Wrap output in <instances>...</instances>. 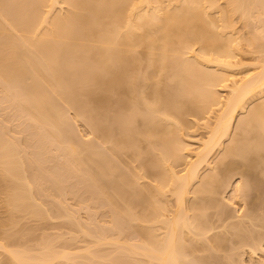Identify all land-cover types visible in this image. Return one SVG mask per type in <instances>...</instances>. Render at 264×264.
I'll list each match as a JSON object with an SVG mask.
<instances>
[{"label": "bare ground", "instance_id": "6f19581e", "mask_svg": "<svg viewBox=\"0 0 264 264\" xmlns=\"http://www.w3.org/2000/svg\"><path fill=\"white\" fill-rule=\"evenodd\" d=\"M224 1L227 12L224 10L222 15L226 12L224 16L228 18L223 20L221 16L223 23L219 25V18L212 13L218 9L216 0H0V86H4L5 93L10 91V95L6 94L9 100L12 98L11 103L14 100L16 106L20 104L18 108L25 113L21 108L20 111L38 124V130L41 128L42 132H38L42 133L44 147L61 153L64 162L67 155L65 163L73 166L71 171L78 170V177L92 183L87 184L89 187H96L93 190L109 198L114 210L121 208L120 218L134 216L133 206L134 211L142 213L133 220L128 218L138 223L135 226L140 225L136 238L133 235L135 240L129 237L125 244L121 242L123 245L116 242L123 246L119 245L118 255L126 258V264H210L207 256L215 252L213 249L225 250L227 244L218 236L220 231L214 235L212 231L217 226L221 229L220 223L226 227L227 220L235 217L231 218L218 197L224 188H231V174L237 171L250 185L243 182L232 190L240 195L246 191L250 200L254 198L251 204H245L251 206L248 214L242 215L250 220L251 230H245L250 223L243 224V217L239 224L228 221L233 224L230 229H234L241 245L252 251L263 248L264 202L260 201H264V58L255 72L236 79L241 61L230 19L237 13L249 19L251 13L260 10L262 16L256 12L259 18L256 17L264 20V0ZM220 90L229 91L227 99L220 96ZM221 105L214 123L207 124V139L197 149H191L189 139L193 137L188 131L193 123L189 119L199 121ZM72 110L78 117H73L75 121L66 117ZM241 114L244 117L235 127L238 131L232 135ZM66 118L68 122L72 119L73 125L75 122L74 130ZM77 119L89 124L86 125L95 137L92 145L91 141L78 139L81 135L75 132ZM67 124L71 128H66ZM73 132L79 136L76 140L71 138L75 137ZM6 137L0 132V194L5 195L8 205L7 218L16 221L24 215L23 218L42 219L48 214L47 201L44 202L50 192L45 187L44 202L36 196L41 193L37 191H42L37 190L40 179L36 176L62 184L63 173L52 174L59 179L50 178L46 167L42 171H47L46 178L36 171L29 173L35 169L32 165L38 166L37 170L42 167L41 159V165L35 158L38 164H33V154L24 150L27 156L24 153L22 157L16 143ZM227 140L230 143L225 145ZM44 147L40 150L47 153ZM217 149H221L220 159L210 162ZM183 165L185 170L178 172L176 169ZM204 165L210 173L201 175ZM59 184L57 187L62 188ZM58 188L56 196L64 193ZM51 193L54 195V191ZM167 193L174 201L168 203L170 206H166L172 202L166 198ZM94 194L92 199L100 197ZM139 207H143L142 211ZM210 208L220 221L216 216L218 221L208 217ZM8 227H0L6 228L5 234L0 232V240L5 236L0 242L7 237L6 245L5 241L0 243V264H51L60 257L70 261L72 254L80 255L81 250H52L56 249L52 243L50 247L47 244L48 249L37 248L40 252L27 244L19 250L20 241H16L15 233L10 235ZM9 236L15 239L9 241ZM97 239L96 246H102L104 238L101 242ZM13 241L19 245H12ZM96 246L82 250L84 260H89L86 264L90 258L91 262L114 260L115 256L107 260L96 253ZM202 253L207 254L205 258Z\"/></svg>", "mask_w": 264, "mask_h": 264}, {"label": "rangeland", "instance_id": "374dc122", "mask_svg": "<svg viewBox=\"0 0 264 264\" xmlns=\"http://www.w3.org/2000/svg\"><path fill=\"white\" fill-rule=\"evenodd\" d=\"M200 1H203V0H200ZM216 1H217L216 2L217 5L219 7L217 6L218 9H214L212 11V13L215 15V17L214 16L213 17L219 18V20H220L221 16H222V19L226 18V17L228 18V16H224V15H228L226 13L227 10H225V9H227L226 1H224V0H216ZM225 3H226V5H225ZM59 7L60 6L58 5L57 8H59ZM224 7H225V9H224ZM64 8L66 9L65 6L61 7V9L63 10L62 12H65ZM224 10L226 12L224 13V15H222L223 14L222 12ZM254 12H255L254 14H256V15L251 13L249 19L248 18L243 19L244 17L242 18L241 17L242 15L239 13L234 14V16L231 17L232 19H230V20H232V22L228 19L231 23H233L232 28L234 30L232 31V33L234 34V38H236V37L238 38V42L236 44H234L238 48L237 49L238 50L237 52L239 54L238 59L241 61L240 66L237 69V74H239L236 77L237 80H241L244 77H246L247 75L255 72L256 69L258 68V66H260L261 60L264 58V48H263V46H264V20L258 19L259 17L257 16L258 15L257 13H260L261 12L260 10L258 12L257 11H254ZM261 13H260V15L262 16L263 13L262 14ZM219 20H218V24L222 25V23H223L222 21L224 19L222 21L221 20L219 21ZM220 22H222V23H220ZM237 38H236V41H237ZM196 48H198V47H196ZM1 86H0V130H1L0 132L2 133V135L3 136L6 135L8 138L13 140L14 144L16 143L15 146L18 147V148L17 147L16 148L18 149L17 151H20L18 153H21L20 154L21 156L24 153L26 154V152L27 153L31 152V154H33L32 155L33 156V158H32L33 164H35L37 162L35 160H38L39 164L41 161L42 167L48 168L47 169L48 171L50 170L49 172H51V173H48V175L49 174L52 175L53 173H56L60 176L63 173V175L60 176V177H63V179H62L63 181L61 180L62 184L61 183L59 184L57 181L59 179V177L56 174H54V177L52 175V177H50V178H53V179L55 177L58 178L56 180L57 182H54L55 179L53 181L51 179H50L51 180L50 181L49 178H48V180H46L47 175L45 174V172H47V171H45L44 173L42 172L43 170H45V168L42 169V167H40L39 168L40 170L39 169L37 170L38 166L32 165V167H35L36 170L35 169L31 170V171L29 170V173L32 171H36L39 176H41L43 174L46 178V179H43L42 176H41V178H38V176H36V172H35L34 176L37 177V180L40 179L37 181L38 184H39V182H40V184L42 182L41 185H43V186H40V184H39L38 187H40V188H37V187L36 188H37V190L40 189L42 191H37V192L34 191V193L36 192V194H37L38 192H41L40 194H37V195L35 194V195L39 199L43 200V202H44V197H45V196L43 197V195L47 194L46 188H47V186L49 187L48 192H50L49 193L50 198H48L44 202V203H46V201H47V203L45 205H47V207H48V208L46 207L48 214H47V216L41 217L42 219L38 218L39 216L38 217L29 216L28 218L26 216L25 218H23L24 215L19 217V218L17 216L16 218H18V219L16 221H15V219L11 220L12 217L7 218L8 214H9L8 209H7L8 205L5 202V195H3L2 193L0 194V202H1L0 203V214H1L0 215V217H1L0 223H1V221L4 220L3 221L4 223H1V225L6 224L7 227L9 225L8 228L10 229L11 232L8 230L7 231L8 234L10 232V235H14V233H15L16 236H14V237H16V241L17 242H18V240L20 241V242H18V243H20V245L17 244V242L15 243L14 241L12 242L13 243L12 245H16V244H17L16 246L19 245L18 246L19 248L17 247V249H19V250L23 249L26 244L29 246L30 245L33 246V249L36 247V250H38L39 248H41L43 250V248L48 249V247H46V246H48L49 244L52 243L53 244L52 246H54L56 248V249H54L53 247L50 248L52 250H56V251L59 250L60 253H62V251H64V252L69 251V253L70 252L75 253V252H79V250H81V252H82V250L85 251L87 248L91 249L90 245L91 246L97 245V242L95 239L98 238L97 240L100 241L101 239L104 238L103 241L101 240L103 242V243H101L102 246L98 245V246L94 247L97 249V252L96 251L95 252L99 253V255L105 256L106 259L110 258L111 256H115L114 260H110V261H106V262H98L99 260L96 261L97 260L96 259L95 261L92 260L93 262H91V258H90V263L91 264H126V263H128V261L125 260L126 258H124V256L122 254H121L122 258L120 257V255H118V254H120V252H118V251H119V248L121 246L119 243H121V242L124 243V241L127 239L125 241V243H126L127 241L130 240L129 237H131V239H132L134 237L133 235H135L136 231H138V230L140 231V228L139 229L137 228L140 225L135 226L136 224L138 225V223H136V222L133 223L130 220H133V218H135V217H139V215L142 213H139V211L137 209H136V211H134L133 208L135 206H133V208H131V212L132 211L134 212L133 213L134 216H131V217L127 216L128 218H132V217L133 218L130 220H128V218H127V220H126V218H125L126 216L125 217L123 216L125 218V220H124L122 218V216H121V218L119 216V215H123V213L118 214V212L121 211L120 210L121 208L120 209L115 208V210H114L115 206L113 205L112 201L109 198H107L103 193H101V192L98 193L99 190H96V191L93 190L94 187L90 186V187H92L91 188L92 191H90V187H89V185H87L90 183H89L88 179H87L88 182L87 183L85 182V179H86L85 175H84L85 179L82 178L83 176L78 177L79 176V174L77 175L78 170H77V172H75L76 173L75 174L74 173L75 168H74V170H72L73 171L72 172L71 169L73 168V166H70V163H69V166H68V164H66L67 163L66 162V159H67L66 154H64V155H66V158H65L66 163H65L64 162V156L61 153H59V152L57 153L52 148L50 151H48V146L44 147L43 144H45V143H42L41 136H40L42 133L40 134L38 132V131L42 132L41 128H39V130H38V127H39V126H37L38 124L35 122L33 123V121L29 120L23 114L25 112H23V110L21 108L22 106L20 104L19 105L21 106L20 108H21L23 113L20 111V108H18L19 105H17V106L15 105L16 103L13 102L14 100L11 103L12 98H11V100H9L10 98L8 96L11 94V93L10 94L8 93L10 91L6 90V91H8V92H6V93H8V95H7L5 93V90L2 89V88H4V86L3 85H1ZM228 92L229 91H227V90H220L219 94L223 98H226L227 96H229ZM10 97H12V96H10ZM257 102L260 103L261 101L257 100ZM257 102H255V103H257ZM222 107H223L222 105L221 106H215V108L213 109L214 110L213 112H211L210 114H207V116L206 115L202 116V118L199 119V121L193 119L194 120V122H193L192 118L189 119V121L193 123L191 125V127H189L190 131H188V133H191L192 134L191 136L193 137L192 139H189V141L192 143L191 149H193V150L197 149L198 146L200 145V142L205 141L207 139L209 131H210L207 124L209 123L212 125L214 123L215 117L217 114H219L221 112ZM69 111H71V110H69ZM69 111H68V113L70 116L68 114H66V115H68L66 117L67 118L71 117L75 121V119L78 117L76 115H74L75 112L73 110H72V113H70ZM243 117H244L243 114H241L240 116L237 117V119L234 123V126H233L232 135L237 130L235 127H237V124H239L238 120H240V118H243ZM67 118H66V120H67ZM72 119H70V122ZM77 120H76L77 122H76V128H75L77 130H75V132L77 131V134L81 135L82 139L79 136H78L79 138L76 137L75 136L76 134L74 132H73V134L75 137L74 138L71 137V138L72 139L78 138L80 140H84L81 142L86 141V143L90 142V141L92 142L95 137L91 134V132H92V130L90 131L91 128H89V126H87L89 124L86 122V124H87L86 125L83 119L82 120L77 119ZM67 122H68V120H67ZM67 122H65V124ZM70 122H68V123H70ZM73 123L75 125V122H73ZM35 124H36V126H35ZM71 124H72V122H71ZM69 125L67 124L66 128H68V127L71 128V126H69ZM74 125L72 126L73 130H74L73 127H75ZM43 131L45 132V130H43ZM68 131H69V133L70 132L72 133V130L70 131V129H69ZM46 136L49 137L48 133L46 134ZM46 136H44V137L46 138ZM70 136H72V135H69V138H70ZM43 140H44V138H43ZM51 141H50V143H54L53 141L52 142ZM95 141H96V139H95ZM75 143H76V141H75ZM78 143H80V141H78ZM228 143H230L229 140H227L225 142V145H228ZM55 144L56 143H54V145ZM92 144H93V142L91 143V145ZM50 145L52 146V144H50ZM85 145L86 144H84V146ZM91 145H89V146H91ZM42 146L44 148H47V151H48L47 153H43L42 150H40V147H42ZM56 146H58V145H56ZM89 146L86 145V147H89ZM59 148H60V146H59ZM60 149H62V148H60ZM24 150H27V151L24 152ZM220 150L221 149L216 150L215 155L210 158V162H212L214 159L217 160V158L220 159V157H221ZM44 151H45V149H44ZM62 151H63V149H62ZM41 152H42V154H41ZM64 152H65V150H64ZM37 153H38L39 157H38ZM193 154L194 153H192V155H191L192 158L194 156ZM26 156H27V154H26ZM34 158H35V160H34ZM39 159H41V160L39 161ZM67 161H69V160H67ZM38 162H37V164H38ZM68 167L69 168L72 167V168L69 169ZM185 167H186L185 165L179 166L176 170L178 172H182L183 170H185ZM205 173H207V174L210 173L207 165H204V167L201 169V175H204ZM233 173L231 174V176L233 177V178H231V181H232L231 185L232 184L233 185L231 186V188H227V187L224 188L222 190L224 192V194L221 191L222 195L220 193L221 196L218 195L219 197L218 196L217 197L219 199L218 201L224 202L227 204L226 205L223 203L225 208H227L226 210H228L227 212L230 214L231 218L233 216H235V217L227 220V226L226 227H223L224 226L223 223H220L221 229H218V226L216 227V225H215L216 223H215L214 224L215 226L213 225V227H216L217 229H215L214 232L212 231V234L215 233V231H217V230L220 231L219 232L220 234L217 231L218 236L220 238H224V240L226 239L225 240V244L227 241V244L225 245L226 248H225V250L222 249L221 251H218L217 249H213V250H215V252L213 254H211L212 253L211 252L210 254L212 256L209 254L207 256L208 260L207 259L206 260L208 262H210V264L211 263L215 264L217 262H218V264H224V263H226V264H264V245H263L264 242L262 243L263 248L256 249V251L253 250L254 251L253 252L252 249H250L248 246H244L243 243H242L243 245H241V242L239 243L240 240L239 241L237 240L238 238L235 235V233L233 232L234 229L233 230L230 229V225H233V224L239 222L240 219H242V217L244 216V214H246V211H249L248 207H251L249 205L251 204V201H253V199H254V198H252L250 200L251 197H247L245 195L246 191H245V193H241V195H240V193L237 194V191L232 190V187L234 189L238 184H241L245 181L244 179L243 180L241 179L242 177H240L238 171L234 174ZM32 174H34V173H32ZM29 175H31V174H29ZM81 175H83V172H81ZM31 178L33 179V176ZM245 179H246V182H244V183L248 184L249 182H247L248 181L247 178H245ZM44 180H46L48 182L50 181V182L49 183L47 182L48 183L47 184V183H45L46 181L44 182ZM31 181L33 182L34 180H31ZM35 182H36V178H35ZM35 182H34V184L36 185L37 182L36 183ZM59 182H60V180H59ZM55 183H57V184L55 185ZM58 184H59V186L63 185L62 188H61V186L59 188L62 192L64 190V193L63 194L57 193L58 195L56 196L55 192H59V191H57ZM248 185H250V183ZM261 186L263 189L262 193L264 195V188H263L264 184ZM260 187H259V189H261ZM36 188H35V190H36ZM50 188L52 189V191L50 190ZM94 189H97V188L95 187ZM249 189L250 188L247 189V193H248ZM53 191H54L55 196L53 195V193H51ZM93 191L96 194L98 193L97 195H100V197H98L96 194H94L95 197L96 196L98 197V198L97 197L95 198L96 200L92 199L94 197V196L93 197L91 196V194L94 193ZM90 192H92V193H90ZM250 192H252V191H250ZM252 193H254V192H252ZM262 193L260 191V193H259V194H261L260 197L263 196ZM101 195L102 196L104 195V196L101 197ZM166 195H167L166 198L172 202L168 201L167 205L166 204L165 205L170 206V205H168V203L173 204V202H174L173 198L171 197L170 193H167ZM243 195H245V196L243 197ZM254 195L253 196L251 195V196L254 197ZM46 197H48V196L46 195ZM167 199L164 201H167ZM134 201H135V199H134ZM247 201L250 202V204L248 206L245 205L248 203ZM260 202H264V201H260ZM135 203L136 202H134L133 204H135ZM261 204L262 203H260V205ZM138 205H140L139 202H138ZM112 206H114V207H112ZM173 206L171 205L172 208H173ZM139 208H141V210L140 209L139 210L142 211L143 207H139ZM168 208H170V207H168ZM210 210L207 211V213L209 215L208 217L211 216L212 219H215L214 217L216 216V218L218 219L217 215H215L216 211L214 209H211V208H210ZM4 211L6 212L5 213L6 215L4 214ZM131 212L129 214L133 215V214H131ZM210 213H213V214H210ZM231 213H232V215H231ZM247 214H248V212H247ZM3 215L6 217V219H5V217H3ZM125 215H128V214H125ZM246 215H245V217H246ZM240 216H241V218H240ZM245 217H243V219H245V222L243 221V219L241 220V221H243V224H245L247 222L250 223V220L245 218ZM234 218H236V219H234ZM210 219L211 218H209V220ZM212 219L210 222L214 221ZM217 219H215V220H217ZM135 220H139V218L138 219L136 218ZM218 220L220 221V219H218ZM13 221H15V223H13ZM228 221H230V222L232 221L233 224L232 223L230 224V222L228 223ZM237 224H239V223H237ZM1 225H0V227H6V225L5 226H3V225L1 226ZM249 225H251V223L248 224V226L247 225H245V226H247V228H248ZM245 226L243 228H245ZM28 227H30V229H28ZM250 227H249V229L245 228V230L250 231L251 230ZM223 228H225L224 232L222 230ZM4 229L6 230V228H3V230L0 229V232L4 231ZM82 229H84L88 233H90L88 235L89 237H87L88 233L86 231L84 232V230H82ZM256 229H257L256 231L259 230L258 228H256ZM229 230H231V231H229ZM221 231L223 234H221ZM5 232L6 231H4V233L3 232L2 233L5 234ZM12 232H13V234H11ZM26 232H30L31 234H29V235H31V237L29 235H28L29 236L28 237L26 235ZM227 232H229V233H227ZM84 233L85 234L87 233V234L85 235ZM225 233H227V235ZM262 233H264V232H262ZM220 235H223V237H221ZM0 236H1V233H0ZM93 236H94V238H93ZM235 236L237 239L235 238ZM3 237H5V236L2 235V238ZM9 237H12V236H9ZM9 237H8L9 241L15 239L13 237L10 239ZM2 238H1V240H3ZM6 238H5V240H6ZM135 238H136V235H135ZM139 239H141V238H139ZM132 240H135V239H132ZM4 241H2L0 243H4ZM99 241H98V243H99ZM117 241L118 242L120 241V242L116 243ZM136 241H139V240H136ZM6 242L7 241H5L4 245H6ZM235 242H236V244L239 243L240 245L239 244L236 245ZM9 243H7V245ZM104 243H106V244H104ZM10 245H11V243H10ZM22 245H24V246H22ZM16 246L15 247L13 246V248L16 249ZM20 246H22V247H20ZM42 246H43V248H42ZM49 247H50V245H49ZM243 247H245V248H243ZM9 248H11V247H9ZM94 248H93V250H94ZM121 248L123 249V246H121ZM41 249H40V251H41ZM93 250H91V251L93 252ZM44 251H47V250H44ZM81 252H80V255L78 253H76L78 255L72 254L73 258L70 256L69 253H67L68 256H70L74 261L71 258L70 259L72 261L71 260L69 261V260H67L66 257H65V259L62 260V258L60 257V259L59 258L57 259V262L54 261L51 264H86L87 263L86 261H89V260H84V257H83L84 255L81 254ZM209 252H206V253L208 254ZM121 253H122V251H121ZM206 253H205V255H207ZM202 254L205 258L204 253H202ZM202 254H200V255L202 256ZM209 256L211 258H209ZM87 257H90V256H87ZM86 259H89V258H86ZM133 261L135 262L137 260H133ZM220 261H222V262H220ZM90 263H88V264H90ZM132 263L133 262H131L130 264H132ZM134 264H138V262L137 263L135 262Z\"/></svg>", "mask_w": 264, "mask_h": 264}]
</instances>
